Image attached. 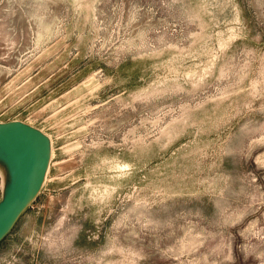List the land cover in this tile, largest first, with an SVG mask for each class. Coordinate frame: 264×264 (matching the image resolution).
I'll list each match as a JSON object with an SVG mask.
<instances>
[{
  "label": "rangeland",
  "instance_id": "rangeland-1",
  "mask_svg": "<svg viewBox=\"0 0 264 264\" xmlns=\"http://www.w3.org/2000/svg\"><path fill=\"white\" fill-rule=\"evenodd\" d=\"M0 120L53 147L0 264H264V0H0Z\"/></svg>",
  "mask_w": 264,
  "mask_h": 264
},
{
  "label": "water",
  "instance_id": "water-1",
  "mask_svg": "<svg viewBox=\"0 0 264 264\" xmlns=\"http://www.w3.org/2000/svg\"><path fill=\"white\" fill-rule=\"evenodd\" d=\"M52 157L49 135L20 120L0 122V164L4 167L0 199V242L40 194Z\"/></svg>",
  "mask_w": 264,
  "mask_h": 264
},
{
  "label": "bare ground",
  "instance_id": "bare-ground-1",
  "mask_svg": "<svg viewBox=\"0 0 264 264\" xmlns=\"http://www.w3.org/2000/svg\"><path fill=\"white\" fill-rule=\"evenodd\" d=\"M52 155H53V147H52ZM52 163V157H51V162L50 164ZM47 175H48V172H47ZM47 175H46V179H47ZM46 181V180H45Z\"/></svg>",
  "mask_w": 264,
  "mask_h": 264
},
{
  "label": "crops",
  "instance_id": "crops-1",
  "mask_svg": "<svg viewBox=\"0 0 264 264\" xmlns=\"http://www.w3.org/2000/svg\"><path fill=\"white\" fill-rule=\"evenodd\" d=\"M1 181H2V186H3V179H1Z\"/></svg>",
  "mask_w": 264,
  "mask_h": 264
},
{
  "label": "built area",
  "instance_id": "built-area-1",
  "mask_svg": "<svg viewBox=\"0 0 264 264\" xmlns=\"http://www.w3.org/2000/svg\"><path fill=\"white\" fill-rule=\"evenodd\" d=\"M0 122H1V120H0Z\"/></svg>",
  "mask_w": 264,
  "mask_h": 264
}]
</instances>
